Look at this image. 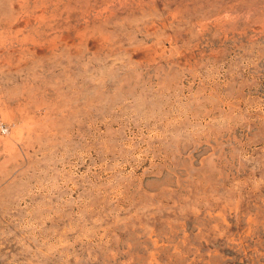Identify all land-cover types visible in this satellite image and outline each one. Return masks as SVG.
<instances>
[{"label": "rangeland", "instance_id": "obj_1", "mask_svg": "<svg viewBox=\"0 0 264 264\" xmlns=\"http://www.w3.org/2000/svg\"><path fill=\"white\" fill-rule=\"evenodd\" d=\"M0 264H264V0H0Z\"/></svg>", "mask_w": 264, "mask_h": 264}]
</instances>
